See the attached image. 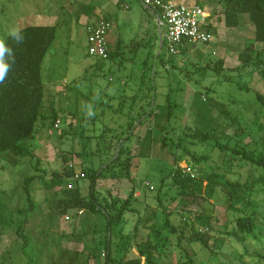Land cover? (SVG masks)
<instances>
[{"label":"rangeland","instance_id":"rangeland-1","mask_svg":"<svg viewBox=\"0 0 264 264\" xmlns=\"http://www.w3.org/2000/svg\"><path fill=\"white\" fill-rule=\"evenodd\" d=\"M100 1L105 4L98 5L99 8L112 21L106 39L111 46L115 39L122 42V56L124 60L129 59L130 66L119 62V57L99 59L89 55L84 22L70 14L65 5L61 7L64 0H0V37L12 27L32 24L29 19L39 12L52 16L54 19L49 24L57 26L56 38L43 63L45 97L42 109L46 113L55 110L60 123L58 127H49L51 118H38L39 129L29 140L33 152L40 165L47 169L48 178L52 171L62 170L63 156L70 158L75 172H79L89 161L87 155L76 153L81 150L82 141H88L86 135L98 134L104 126L111 127L101 136L104 139L99 145L103 150V141H108L110 135L118 130V124L126 123L128 116L136 117L137 111L146 108L147 100L152 96L154 117L150 116L140 126L134 124L136 129L128 142L134 156L130 178H102L97 181L96 189L101 194L106 195V191H110L111 196L124 199L134 188L133 210L126 212L129 226L137 219L145 224L160 220L163 217L161 207L200 213L204 210V200L201 197L172 196L176 188L167 175L173 155L181 157L180 166L193 167L186 152L206 155L207 158L201 162L202 176L210 173L212 166L223 163L225 153H221L212 139L198 141L189 135L190 131L182 132L185 126L194 128L195 111L191 100L195 92L217 102H228L226 107L237 117L241 128L235 130V122L227 128L226 135L232 136L235 131L233 137H238L241 144L250 140V134L262 137L260 148L264 150V129H258V122L264 125V105L254 95V91L264 95V80L252 67L235 69L240 63L238 53L246 45L254 44L248 16L239 15V24L229 26L216 0H173L201 4L210 14L214 36L210 42L187 44L184 50L169 54L163 27L159 34L157 13L146 7L142 0ZM19 15L22 16L21 21H18ZM8 19L17 21L12 23ZM255 45L262 46L264 43ZM148 50L157 54L161 51L163 62L156 61L154 56L144 65ZM219 60L222 61L221 69H214ZM144 69L145 76L141 77ZM168 109L171 113L167 117L165 112ZM90 110L95 115L89 117L87 113ZM212 114L215 124L223 127V116L216 109ZM165 125L166 129H161ZM147 127L155 130L154 137L164 134L167 145L160 149V143L155 141L151 155L139 157V144ZM63 130L67 132L59 138ZM99 139L93 138L87 149H95ZM93 162L95 164L96 160ZM238 163L231 166L227 178L243 182L255 175H264V169H255L254 166L252 169V165L242 161ZM30 164V159L26 157H15L8 151L0 152V198L7 201L12 209L26 205L22 179L32 171ZM65 184L72 187L77 184L82 194L87 193V177L77 181L66 180ZM30 195L35 207L22 228L27 238L23 239L13 230L0 231V264H98L88 254L87 245L98 237L97 232L100 226L102 228L101 215L86 210H72L65 216L55 215L51 207L55 196L51 190L42 189L39 182L32 183ZM157 196L161 198L160 204ZM212 201V219L208 224H197L200 228L206 226L204 234L211 250L197 241L180 243L172 236L170 248L161 264H183L186 256L180 244L190 254L188 264H254L256 260L259 263L255 264H264L258 258V255H264V224L256 225L253 234H245L236 240L231 233L235 231L237 212L227 208L219 191H216ZM243 203L234 201L233 204L242 209ZM174 215V212L170 213L171 221H174ZM93 245L102 250L98 241ZM102 260L101 252L97 261L102 264Z\"/></svg>","mask_w":264,"mask_h":264},{"label":"trees","instance_id":"trees-1","mask_svg":"<svg viewBox=\"0 0 264 264\" xmlns=\"http://www.w3.org/2000/svg\"><path fill=\"white\" fill-rule=\"evenodd\" d=\"M216 1L221 5L220 10H222L224 20L229 26L239 24V15L248 16L254 44L246 45L238 53L240 63L235 69L252 67L264 80V45H255V43H264V0ZM95 7L96 5L92 1L76 2L72 12L77 19L81 14L93 17ZM146 7L151 8L150 6ZM151 9L157 13L156 10ZM96 21L94 20L87 25L94 24ZM209 22L213 31L211 17ZM160 27L161 30L162 24ZM19 29L25 37L23 43L17 44L11 37L3 36L6 44L13 49L15 63L12 64L5 81L0 83V152L8 151L15 157L30 159L32 171L22 179V192L27 199L26 205L12 209L7 201L0 198V231L3 229L13 230L23 239L27 238L23 234L22 228L24 223L28 221V215L35 207V202L30 195L34 182H39L42 189L53 192L55 197L51 200V207L55 215L65 216L72 210H86L91 214H98L105 218L100 216L103 223L101 222L102 228L100 226L97 232L98 237L91 245H87L88 254L98 264H101L97 261L101 252L102 264H161V260L167 255L170 248L172 236L180 243L197 241L204 248L211 250L204 234L206 226L200 228L197 224L200 222L208 224L212 219L214 207L212 199L216 191L222 194L227 208L237 212L234 219L235 231L231 233L236 240H240V237L245 234H253L256 225L264 224V175H255L252 179L243 182L226 177L231 166L238 165L239 161L249 163L252 165V169L253 166L255 169H264V150L260 148L262 137L258 138L254 134H250V140L241 144L237 139L238 137H233L235 131L232 136L226 135L227 128L234 125L235 122L237 125L235 130L241 128L240 124L237 123V117L227 109L228 102H217L205 98L197 92L193 94L191 100V106L195 111L194 128L192 130L190 126H185L182 132L190 131L189 135L198 141L212 139L213 144L218 147L221 153H225L223 163L212 166L210 173L202 176L201 162L207 158L206 155L186 152L185 155L192 161L193 167L180 166L181 157L178 158L173 155L172 166L167 175L176 188V191L171 195L180 198L201 197L204 200L202 212L193 213L191 210L185 212L184 209L173 210L161 207L160 212L163 217L160 220L145 224L140 223V220L137 219L132 226H129L126 212L133 210L131 203L134 200V188L130 189L124 199L111 196L110 191H106V195L101 194L96 189L97 181L102 178H130V168L134 156L130 152L128 142L132 139L137 126L150 116L154 117V109L151 107L152 96L147 100V107L141 108L140 112L137 111L136 117L128 116L126 123L118 124L116 127L118 130L115 128L117 131L110 135L109 140L103 141V150L99 145L104 139L101 136H104L106 130L111 129V127L104 126L105 129L103 128L98 134L86 135L88 141H82L81 150L76 152L79 156L87 155L89 157L88 165H85L81 171L75 172L69 161L70 158L63 156L62 170L52 171L48 178V171L40 165L29 140L35 137V133L39 129L38 118H51L49 127H52L55 120L58 119L55 110L46 113L42 109L45 97V82L42 75L43 63L56 38L57 26L56 24H27ZM161 40L163 44L164 40ZM122 48L123 46L117 48L120 54L115 52L116 49L108 48L106 58L99 59L119 57V62H126L122 56L123 53L120 52ZM184 49V47H179L178 51ZM160 53L161 51L157 54L153 50H148L143 61L144 65L154 56L156 61L163 62ZM221 63V60L217 61L213 68L220 70ZM145 71L146 69H144L141 77L145 76ZM244 87L249 88L248 85H244ZM254 95L255 99L264 105V95L257 91H254ZM167 104L170 108L169 101ZM170 109L165 112L167 117L171 113ZM214 109L223 116L224 123L221 125L223 127L215 124L214 120L216 119L212 114ZM135 123L136 127L134 126ZM161 129L165 130L166 125ZM258 129H264V125L258 122ZM154 131L151 127L146 129L139 144V157H149L155 141L160 143V149L167 145V137L164 134L159 138L154 137ZM66 132V130L60 131L59 138L63 137ZM68 132L71 131L68 130ZM123 134L124 136H122ZM100 137L101 139H99ZM93 138L99 139L95 143V149H87L89 148L87 145ZM178 141L177 143L180 144V140ZM93 158L96 160L95 164ZM235 161L238 162L233 164ZM75 174L78 176L75 177ZM81 177L88 178L87 193L85 194L80 192L77 184L70 188L65 184L66 180L77 181ZM171 195L170 197H172ZM157 199L160 204L161 198L157 196ZM244 200L245 203H243ZM234 201L243 203L244 208L241 209L234 205ZM248 208L250 209L248 210ZM171 212L175 213L174 221L169 219ZM97 241L102 246L100 251L93 245ZM180 247L183 248L186 256L183 264H188L191 260L190 254L181 244ZM258 258L264 261V255H258ZM257 262L259 263L256 260L255 263Z\"/></svg>","mask_w":264,"mask_h":264},{"label":"built area","instance_id":"built-area-1","mask_svg":"<svg viewBox=\"0 0 264 264\" xmlns=\"http://www.w3.org/2000/svg\"><path fill=\"white\" fill-rule=\"evenodd\" d=\"M145 6L157 11L160 24L164 28L167 52L174 54L179 47L187 44L210 42L213 31L210 27V14L197 3L175 2L171 0H142ZM160 16H159V14ZM111 28V21L99 18L94 24L86 26L87 53L89 55L106 58L107 34ZM59 119L55 120L54 127H58ZM78 175L75 174V177ZM67 187H72L68 184Z\"/></svg>","mask_w":264,"mask_h":264},{"label":"crops","instance_id":"crops-1","mask_svg":"<svg viewBox=\"0 0 264 264\" xmlns=\"http://www.w3.org/2000/svg\"><path fill=\"white\" fill-rule=\"evenodd\" d=\"M65 1V3L63 4V2H61L62 4H61V7L63 8L64 7V5H65V7H67L68 8V10H69V13L70 14H73V12L72 11H74L73 9V7H74V4L76 3V2H90V1H92V2H94L95 3V5H96V7H95V9H94V12H95V14H94V16L93 17H88V16H86V15H84V14H81L79 17H78V21H83L84 22V25H85V33H86V25L88 24V23H90V22H92V21H96L98 18H106V19H110V18H108L109 16H107V14H105V13H103L102 11H101V9L99 8V6H101V5H104L105 3H102L100 0H64ZM171 1H173V0H171ZM175 2H180V1H175ZM99 5V6H98ZM39 13H42V12H39ZM39 13H35L29 20H30V22L32 23V25H50L49 23H51V21H53V17L52 16H48V15H43V14H39ZM19 19H18V21H21L22 20V16L20 17V15H19V17H18ZM9 21H11L12 23H14V20L13 19H8ZM25 20V19H24ZM17 21V19L15 20V22ZM110 21H111V19H110ZM112 22V21H111ZM31 25V24H30ZM52 25V24H51ZM164 38H165V36H164ZM86 39H87V34H86ZM107 46H108V48H110V49H116L115 50V52L117 53V54H120V53H118V50H117V48L118 47H120V46H123V44H122V42L119 40V39H115V41H114V44H113V46H111L110 45V41H108L107 40ZM120 52H122V53H124V51H123V48L121 49V51ZM117 58V57H116ZM129 59H127L126 60V63L129 65ZM130 66V65H129ZM45 86V85H44ZM45 88V87H44ZM50 93H52V92H50ZM153 117V116H152ZM135 125H136V123H135ZM140 126V125H139ZM148 128V127H147Z\"/></svg>","mask_w":264,"mask_h":264},{"label":"clouds","instance_id":"clouds-1","mask_svg":"<svg viewBox=\"0 0 264 264\" xmlns=\"http://www.w3.org/2000/svg\"><path fill=\"white\" fill-rule=\"evenodd\" d=\"M6 35L11 37L17 44L23 43L25 39L21 30L17 27L10 28ZM14 63L15 54L13 49L6 44L4 37H0V83L5 81ZM87 115L91 117L95 115V113L90 110Z\"/></svg>","mask_w":264,"mask_h":264},{"label":"water","instance_id":"water-1","mask_svg":"<svg viewBox=\"0 0 264 264\" xmlns=\"http://www.w3.org/2000/svg\"><path fill=\"white\" fill-rule=\"evenodd\" d=\"M156 23L158 24V28H159V34H160V19L159 17L156 15ZM161 48V42H160V45H159V49Z\"/></svg>","mask_w":264,"mask_h":264}]
</instances>
